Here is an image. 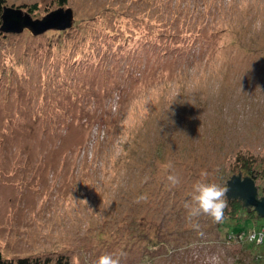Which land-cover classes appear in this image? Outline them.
Segmentation results:
<instances>
[{
  "label": "rangeland",
  "instance_id": "1",
  "mask_svg": "<svg viewBox=\"0 0 264 264\" xmlns=\"http://www.w3.org/2000/svg\"><path fill=\"white\" fill-rule=\"evenodd\" d=\"M7 6H33L34 18L72 8L75 21L0 38L2 256L264 264V245L229 239L207 215L190 223L184 208L201 171L227 188L234 175L253 178L245 159L264 197V0ZM251 211L236 230L264 227Z\"/></svg>",
  "mask_w": 264,
  "mask_h": 264
},
{
  "label": "water",
  "instance_id": "2",
  "mask_svg": "<svg viewBox=\"0 0 264 264\" xmlns=\"http://www.w3.org/2000/svg\"><path fill=\"white\" fill-rule=\"evenodd\" d=\"M75 15L72 8L60 7L46 14L42 18H34L29 12L20 7L5 6L2 14L0 32L21 33L25 29L31 31L34 36H39L49 30H68L74 25ZM229 199L240 197L245 205L254 208L260 215L264 216V197H258V187L251 177L241 178L233 176L228 181Z\"/></svg>",
  "mask_w": 264,
  "mask_h": 264
},
{
  "label": "clouds",
  "instance_id": "3",
  "mask_svg": "<svg viewBox=\"0 0 264 264\" xmlns=\"http://www.w3.org/2000/svg\"><path fill=\"white\" fill-rule=\"evenodd\" d=\"M161 167L168 171L173 168L171 161L161 165ZM207 171H201V180H198L193 186V193L191 200L186 201L184 208L187 210V219L191 223L194 218L200 215H207L213 219L214 222L220 223L224 219L225 209L228 207V203L225 196L228 192V188L221 186L217 183H208L206 179L208 177ZM167 180L172 186H176L180 183V179L175 174H169ZM141 200L146 201L147 195H142L137 198V203ZM124 254L104 253L99 256L95 264H121V258Z\"/></svg>",
  "mask_w": 264,
  "mask_h": 264
},
{
  "label": "trees",
  "instance_id": "4",
  "mask_svg": "<svg viewBox=\"0 0 264 264\" xmlns=\"http://www.w3.org/2000/svg\"><path fill=\"white\" fill-rule=\"evenodd\" d=\"M59 3L61 5L65 4L67 2V0H58ZM7 6V0H0V26L2 24V14H3V10L4 7ZM35 6V5H34ZM35 8V7H34ZM29 13L31 14V12H33V6L29 7L28 9ZM4 34L2 32H0V38L3 36ZM242 153H238L236 154V161L239 162V159L242 155ZM242 159L244 160L245 158L242 156ZM245 161L247 162L245 164V169H247L248 173H251L253 178H256V174L254 172V167L252 166V164H254V162L248 163L247 159H245ZM226 201L228 203V207L225 209L224 212V219L221 222V224L219 225L222 228L226 227V234L228 236L229 239H232L233 236H235L237 238V240H239L240 242L245 243L248 247L251 246V244H254L257 247H260L262 245H264V239L262 243H259L257 241H248L245 237L248 233L253 232V231H261L263 228L258 229L256 226L254 227H250L248 229H241L239 228L238 230H236V226L239 224L240 219H242L244 217V214H248L251 213L252 211V207L246 206L245 205V201L241 200L240 198H235V199H229L226 198ZM255 213H257L259 216L260 215L255 209L253 210ZM159 232L160 230L162 231L161 227L158 228ZM148 232L146 233L144 232V234H142L139 238L140 240H149L148 236ZM61 263V262H59ZM0 264H49V259H46L45 261L42 260L41 257H33V256H21L18 258H5L2 256L1 251H0Z\"/></svg>",
  "mask_w": 264,
  "mask_h": 264
},
{
  "label": "built area",
  "instance_id": "5",
  "mask_svg": "<svg viewBox=\"0 0 264 264\" xmlns=\"http://www.w3.org/2000/svg\"><path fill=\"white\" fill-rule=\"evenodd\" d=\"M245 238L248 241H257L262 243L264 239V228L261 231H253L248 233Z\"/></svg>",
  "mask_w": 264,
  "mask_h": 264
},
{
  "label": "flooded vegetation",
  "instance_id": "6",
  "mask_svg": "<svg viewBox=\"0 0 264 264\" xmlns=\"http://www.w3.org/2000/svg\"><path fill=\"white\" fill-rule=\"evenodd\" d=\"M252 210H254V208H252Z\"/></svg>",
  "mask_w": 264,
  "mask_h": 264
}]
</instances>
